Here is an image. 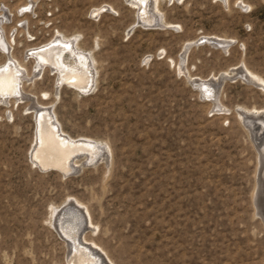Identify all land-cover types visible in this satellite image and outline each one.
Here are the masks:
<instances>
[{"label": "rangeland", "instance_id": "obj_1", "mask_svg": "<svg viewBox=\"0 0 264 264\" xmlns=\"http://www.w3.org/2000/svg\"><path fill=\"white\" fill-rule=\"evenodd\" d=\"M29 1L0 0L11 37L0 66L25 58L32 72L27 49L75 36L96 75L84 93L45 68L26 78V98H0V264H71L50 211L74 199L93 224L79 239L109 264H264V122L254 134L237 115L264 109V90L236 74L242 61L264 79V0H157V28L141 26L127 0H35L16 12ZM203 36L230 43H197ZM226 71L218 100L203 101L191 82ZM32 99L107 158L66 174L41 169L29 157Z\"/></svg>", "mask_w": 264, "mask_h": 264}, {"label": "bare ground", "instance_id": "obj_2", "mask_svg": "<svg viewBox=\"0 0 264 264\" xmlns=\"http://www.w3.org/2000/svg\"><path fill=\"white\" fill-rule=\"evenodd\" d=\"M34 1L35 0H30L29 2H26L24 5L18 7L16 12H20L21 14L22 10L30 9L35 3ZM127 1L136 6L137 22L141 26H153L157 28L162 25L161 18L154 13V7L152 8L153 3L157 0ZM102 6L105 7V5ZM102 6L93 8L92 12L99 13L104 9ZM9 14L10 10L8 13L5 5L4 7H0V47L7 53L11 48V37L9 38L4 34L3 24L9 19ZM22 27H24V25ZM77 39L78 38L75 36L71 39L67 36H57L54 40H51L46 44L44 43V45L27 49L25 57L32 58L34 61L32 72H27L23 63L25 58H23L22 62L17 60L6 61L0 66L3 68V72L0 74V93H3L4 97L10 96L11 98L13 96L16 100L26 98L22 89L23 83L32 75V73L36 75L38 72H42L43 69L46 70L45 68L50 72L53 71L58 86L62 84V86L69 85L77 91L84 93L90 92L95 82V60L89 53L79 47ZM201 39H205L202 40V42L211 45H220L223 48L227 47L230 43V40L220 39L216 36H203L200 40ZM200 40L196 42L199 43ZM189 46H191L190 42L187 43L185 49L189 48ZM42 49L44 51H41ZM183 57L184 56L180 57L179 62L183 60ZM17 73H19V76H17ZM236 74L246 81L253 82L264 90V79L250 71L242 61L237 68ZM226 77H232L229 71L218 75V77L212 76L209 79H197L191 83L200 90V97L203 101L212 100L215 103L216 100H218V86ZM13 92H18L19 94L11 95ZM31 103V108H33L35 113L36 129L34 143L31 147L29 157H31V160L36 162L38 166L40 165V167H42L41 169L52 167V169H60L62 174L63 172L66 174L71 171H76L85 165L94 164L99 160H105L107 158V152L102 146L98 145L97 142L89 138L74 139L70 137L60 128L54 114L49 111V109L46 107L45 109L44 107L34 106L33 99L31 100ZM213 110L220 113V111L225 110V108L221 104V108L215 107ZM237 115L242 120L243 124L246 125V127H249L254 134L255 132H258V129L253 125L258 124V122H264V109L239 106L237 108ZM249 120L250 122H248ZM259 134L257 133V135ZM259 154L263 155V157L261 156L262 159L260 157L259 160L261 166L260 169H258V182L264 174V154L262 151L261 153L259 152ZM258 197L257 200L259 201ZM73 201L67 200L60 209L54 207L50 211V224L54 226L57 233L63 237V240H65L68 245V261L71 264L111 263V259L105 251L101 254L97 250L94 246L96 245L95 242L91 240L89 244L88 241L81 242L79 239L81 230L83 228L92 230L91 226H93V224L88 209L83 206L80 201L76 199ZM67 204H71L72 207L70 208L68 206L69 208H66L65 206H67ZM55 220L56 222H54ZM81 239L85 238L82 236Z\"/></svg>", "mask_w": 264, "mask_h": 264}, {"label": "snow or ice", "instance_id": "obj_3", "mask_svg": "<svg viewBox=\"0 0 264 264\" xmlns=\"http://www.w3.org/2000/svg\"><path fill=\"white\" fill-rule=\"evenodd\" d=\"M41 51H44V50L42 49ZM2 72H3V68L0 67V74H2ZM17 76H19V73H17ZM18 94H19L18 92L11 93V95H18ZM0 98H6V97H4L3 93H0Z\"/></svg>", "mask_w": 264, "mask_h": 264}, {"label": "water", "instance_id": "obj_4", "mask_svg": "<svg viewBox=\"0 0 264 264\" xmlns=\"http://www.w3.org/2000/svg\"><path fill=\"white\" fill-rule=\"evenodd\" d=\"M199 42H202V40H200ZM253 126H254V127H256V126H257V124H255V125H253ZM258 142H260V141H256V143H255V144L257 145V144H258ZM69 203H70V202H69ZM73 205H75V204H73ZM68 206H69L70 208L72 207V205H71V204H70V205H69V204H67V206H65V207H66V208H69ZM75 207H78V206H75ZM54 222H56V220H55Z\"/></svg>", "mask_w": 264, "mask_h": 264}]
</instances>
